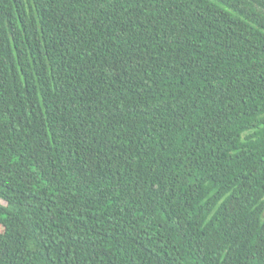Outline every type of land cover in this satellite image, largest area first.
<instances>
[{"label": "trees", "instance_id": "obj_1", "mask_svg": "<svg viewBox=\"0 0 264 264\" xmlns=\"http://www.w3.org/2000/svg\"><path fill=\"white\" fill-rule=\"evenodd\" d=\"M0 264H264V0H0Z\"/></svg>", "mask_w": 264, "mask_h": 264}]
</instances>
